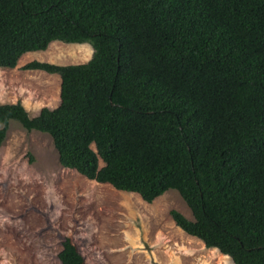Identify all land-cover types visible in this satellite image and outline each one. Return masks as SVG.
Here are the masks:
<instances>
[{
	"label": "trees",
	"instance_id": "trees-1",
	"mask_svg": "<svg viewBox=\"0 0 264 264\" xmlns=\"http://www.w3.org/2000/svg\"><path fill=\"white\" fill-rule=\"evenodd\" d=\"M55 42L93 55L23 67L58 75L60 103L0 104V149L11 121L47 134L63 168L148 204L177 191L184 233L264 264V0H0V68ZM58 258L86 264L70 239Z\"/></svg>",
	"mask_w": 264,
	"mask_h": 264
},
{
	"label": "rangeland",
	"instance_id": "rangeland-1",
	"mask_svg": "<svg viewBox=\"0 0 264 264\" xmlns=\"http://www.w3.org/2000/svg\"><path fill=\"white\" fill-rule=\"evenodd\" d=\"M92 55L89 44L59 42L24 55L16 68H0V104L20 102L31 117L56 108L60 77L23 67L33 61L80 65ZM172 210L193 220L177 191L148 204L88 180L60 165L49 135L9 123L0 149V264H61L66 239L86 264H233L177 227Z\"/></svg>",
	"mask_w": 264,
	"mask_h": 264
}]
</instances>
